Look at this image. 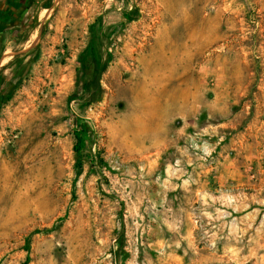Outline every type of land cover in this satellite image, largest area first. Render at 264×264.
Instances as JSON below:
<instances>
[{"label":"rangeland","instance_id":"obj_1","mask_svg":"<svg viewBox=\"0 0 264 264\" xmlns=\"http://www.w3.org/2000/svg\"><path fill=\"white\" fill-rule=\"evenodd\" d=\"M37 28L0 54V264H114L123 234L124 264H264V0H51ZM100 28L78 155L68 99ZM160 41L177 53L150 72ZM124 117L163 128L139 144Z\"/></svg>","mask_w":264,"mask_h":264},{"label":"trees","instance_id":"obj_2","mask_svg":"<svg viewBox=\"0 0 264 264\" xmlns=\"http://www.w3.org/2000/svg\"><path fill=\"white\" fill-rule=\"evenodd\" d=\"M113 61L109 50L108 38L103 29L92 31V39L80 54V69L78 81L80 92H75L68 99V104L74 116L73 127L76 140L74 150L78 155L87 148V137L91 136L89 112L93 108L101 106L107 99V91L103 86V77L109 70ZM13 83V82H12ZM14 87V86H13ZM11 89L6 91V99L9 100ZM125 234L118 240L114 251V264H124L127 260L125 248Z\"/></svg>","mask_w":264,"mask_h":264},{"label":"flooded vegetation","instance_id":"obj_3","mask_svg":"<svg viewBox=\"0 0 264 264\" xmlns=\"http://www.w3.org/2000/svg\"><path fill=\"white\" fill-rule=\"evenodd\" d=\"M51 8V0H0V54H6L8 50H4V41L10 37L15 38V47L17 43L22 41L27 33L33 35L34 31H38L37 21L41 18L44 11ZM1 23H5L1 27ZM37 49L34 50L36 53ZM6 59V58H5ZM3 59L1 63L5 60ZM16 60V57H14ZM30 61L20 64V62L12 61L8 64V70L16 67V76L21 78L24 74L25 65ZM14 64V65H13ZM22 66V67H21ZM22 71V72H21ZM6 73V70H4ZM17 81L19 79H16Z\"/></svg>","mask_w":264,"mask_h":264},{"label":"bare ground","instance_id":"obj_4","mask_svg":"<svg viewBox=\"0 0 264 264\" xmlns=\"http://www.w3.org/2000/svg\"><path fill=\"white\" fill-rule=\"evenodd\" d=\"M175 44L177 43L174 42L173 44L165 41H160L158 43V49L154 50L152 54L153 63H151L150 72L159 70L160 67L165 65L171 57H174L177 53ZM168 52L171 54V57H168ZM162 128V120L156 119H145L141 125L132 128L127 122V117H124L121 123L120 133H122L125 137L134 136L135 142L142 144L150 139V133L160 132Z\"/></svg>","mask_w":264,"mask_h":264}]
</instances>
